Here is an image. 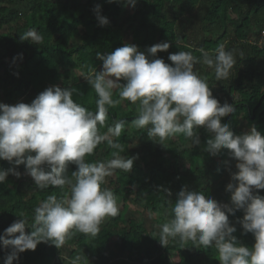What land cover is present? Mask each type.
<instances>
[{
	"label": "trees",
	"instance_id": "obj_1",
	"mask_svg": "<svg viewBox=\"0 0 264 264\" xmlns=\"http://www.w3.org/2000/svg\"><path fill=\"white\" fill-rule=\"evenodd\" d=\"M96 5L109 21L106 26L98 24ZM29 30L42 36L40 45L20 39ZM249 33L253 34L251 40ZM161 42H168L170 48L158 52L156 58L168 64L172 63L169 54L178 51H190L200 58L201 50L215 54L220 44L235 50L237 62L226 80L217 81L214 70L203 64L195 65L194 70L207 79L221 105L234 106L222 124H229L237 135L252 125L264 134V0H137L135 7L124 0H0V103L30 104L48 87H72L77 90L74 101L95 111L98 97L85 78L92 69L102 68L96 53L106 55L129 43L147 55V48ZM113 99H118L115 93ZM135 118L136 106L128 101L109 108L107 125L126 122L117 141L124 148L120 155L135 158L130 173L117 169L104 185L116 195L119 214L107 218L96 237L76 233L60 249L42 242L34 251L19 253L13 264H69L76 256L82 258V264H219L214 248H199L191 242L183 248L178 242L162 245L159 225L169 218V201L174 204L185 187L231 206L226 186L236 171L232 165L236 161L227 149L216 156L203 150L211 138L204 128L197 130L199 145L192 146L183 134L162 145L151 140L146 130L133 128ZM114 151L102 143L85 159L89 163L107 160ZM13 166L0 160V169ZM75 170L76 165L69 164L66 174L71 176ZM17 171L21 178L9 174L0 184V234L20 219L16 214L24 212L31 220L40 201L68 190L67 186L39 190L31 177L23 175L24 165ZM258 192L264 196V189ZM129 199L159 217L153 229L148 230L136 218H125ZM243 215L237 210L229 215V222L237 229L233 233L237 240L252 247L254 236L242 234L238 223ZM31 230L26 226V232ZM9 252L0 246V264Z\"/></svg>",
	"mask_w": 264,
	"mask_h": 264
},
{
	"label": "clouds",
	"instance_id": "obj_2",
	"mask_svg": "<svg viewBox=\"0 0 264 264\" xmlns=\"http://www.w3.org/2000/svg\"><path fill=\"white\" fill-rule=\"evenodd\" d=\"M124 2L135 7L137 0ZM94 12L100 26L109 23L100 14V5ZM20 39L38 46L43 38L29 30ZM169 48L168 42H161L147 48L146 55L136 45L125 43L106 55L97 52L102 68L92 69L85 78L98 97L95 111L74 101L77 90L72 87H48L30 104L0 103V160L14 165L0 169V184L9 174L21 178L17 167L24 165L23 175L31 177L37 189H68L62 196L50 194L40 201L31 220L24 212L16 214L20 219L0 234V246L10 249L4 264H13L19 253L34 251L42 242L60 249L76 233L96 237L105 220L119 214L116 195L104 185L117 169L127 173L133 169L135 158L121 156L124 148L117 142L126 122L107 125L109 108L123 101L136 106L131 126L146 130L151 140L165 145L169 138L183 134L196 146L200 144L197 130L204 128L211 138L203 150L216 156L227 149L236 161V171L226 186L231 206L182 188L175 203L169 201V218L159 225L160 243L178 242L183 248L191 242L199 248H214L219 264H264V196L258 192L264 189V134L252 125L237 135L229 124H222L234 106L221 105L207 79L194 70L195 65L203 64L214 70L217 81L226 80L236 65V52L220 44L215 54L201 50L200 58L190 51L170 53L171 64L156 58ZM114 93L118 99H113ZM104 127L107 131L101 132ZM102 143L116 150L112 158L86 162L85 157ZM69 164L76 165L71 176L66 174ZM237 210L244 214L238 220L242 234L251 233L255 238L252 247L233 235L237 229L230 224L229 215ZM26 226L32 229L30 233ZM69 264H82V258L76 256Z\"/></svg>",
	"mask_w": 264,
	"mask_h": 264
},
{
	"label": "rangeland",
	"instance_id": "obj_3",
	"mask_svg": "<svg viewBox=\"0 0 264 264\" xmlns=\"http://www.w3.org/2000/svg\"><path fill=\"white\" fill-rule=\"evenodd\" d=\"M249 35H250V33H249ZM252 35L249 36L250 40H251V38L253 39ZM78 74H80V72H78ZM238 120L240 122L245 123V121L243 119H241V117L238 118ZM232 165L235 166V163ZM110 177L114 178V175H111ZM106 179H108V177ZM128 207L129 208L126 210V213H125L126 219L127 218H136L138 220H141L145 223V226L148 230H151V229H153V227H155L154 220L159 219V217L157 215H151L149 212L144 211V209L142 207L134 205L131 199H129V201H128ZM16 235H19V233H17ZM121 254L122 253L120 251V255Z\"/></svg>",
	"mask_w": 264,
	"mask_h": 264
}]
</instances>
